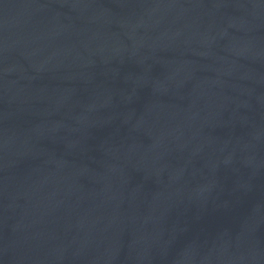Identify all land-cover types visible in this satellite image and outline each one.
<instances>
[{
    "label": "water",
    "instance_id": "95a60500",
    "mask_svg": "<svg viewBox=\"0 0 264 264\" xmlns=\"http://www.w3.org/2000/svg\"><path fill=\"white\" fill-rule=\"evenodd\" d=\"M0 264H264V0H0Z\"/></svg>",
    "mask_w": 264,
    "mask_h": 264
}]
</instances>
